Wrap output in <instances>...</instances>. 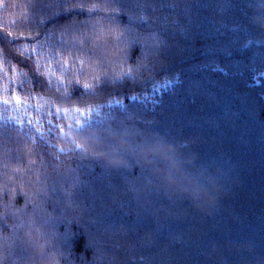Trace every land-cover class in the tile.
<instances>
[{
  "label": "trees",
  "instance_id": "obj_1",
  "mask_svg": "<svg viewBox=\"0 0 264 264\" xmlns=\"http://www.w3.org/2000/svg\"><path fill=\"white\" fill-rule=\"evenodd\" d=\"M110 259L264 264V0H0V264Z\"/></svg>",
  "mask_w": 264,
  "mask_h": 264
},
{
  "label": "snow or ice",
  "instance_id": "obj_2",
  "mask_svg": "<svg viewBox=\"0 0 264 264\" xmlns=\"http://www.w3.org/2000/svg\"><path fill=\"white\" fill-rule=\"evenodd\" d=\"M82 7H88V8H100V7H107V5H101V4H89V5H81ZM79 82V81H78ZM84 87H89L88 84H84ZM12 100L16 101L17 103H19V97L16 95L15 92L12 93ZM40 232V229L38 227L36 228H32L30 229L28 235L30 239H33L34 244L36 245V247L38 248H43V246L40 243V237L38 235V233ZM140 259H144V257H140ZM48 264H53L52 261H48ZM109 264H116V261H114L113 259H110ZM146 264H148V262H146Z\"/></svg>",
  "mask_w": 264,
  "mask_h": 264
}]
</instances>
